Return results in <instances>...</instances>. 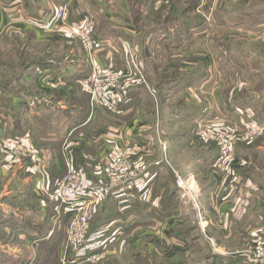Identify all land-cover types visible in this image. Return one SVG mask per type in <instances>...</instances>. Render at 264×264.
Masks as SVG:
<instances>
[{
  "label": "crops",
  "instance_id": "crops-1",
  "mask_svg": "<svg viewBox=\"0 0 264 264\" xmlns=\"http://www.w3.org/2000/svg\"><path fill=\"white\" fill-rule=\"evenodd\" d=\"M178 1L175 0V4ZM203 1L208 9L203 6V3L198 5L197 12L193 9H184L179 10L178 13L161 17L159 14L154 16L155 11L146 9L144 4L147 0H0V34L5 29H15L16 32L23 33L31 31L37 38L42 33L47 35L53 32L45 25L47 19L54 14L57 8L65 4L69 23L78 24L84 17H89L94 23L96 36L109 44L99 53V58L106 67L111 69L110 71L123 68L124 59L120 43L123 40L129 41L137 53L145 76L147 74L155 78V80L151 78L147 80L148 87L154 88L152 90L158 100L161 96L159 89H167L171 96L177 99L175 103L166 107L178 122L187 125L188 128L184 136L181 133H175L169 141L172 146L183 148L191 144L189 140L186 142V139L191 133L190 139L193 138L194 131L190 130H192L194 121H211L222 126H241L243 121L252 119L264 124V12L261 11L264 8V0ZM230 24L233 25V29H228L231 28ZM219 26L222 29L216 32ZM227 32L234 34V41L225 40L228 37ZM215 34L221 37L225 35L223 41L215 40L213 38ZM66 70L70 76L76 77V80L81 79L78 74L80 71L78 63L68 65ZM60 74L51 68L44 67L33 73L30 79L33 78L36 82L55 87L56 84L58 86L65 81L63 75L60 76ZM150 81L155 84L157 82L156 86H151ZM44 88L51 87L44 86ZM60 88L65 90L64 87ZM12 91L15 90H11L10 93H13ZM2 94L0 92V191L3 195L0 199L3 197L2 199L5 200L0 201V216L4 215L2 211H6L11 218L17 217L18 220L28 221L23 211H21L22 214L16 213L19 210L18 207L9 206L8 203L9 201L16 202L13 197L28 200L26 194L30 193L32 198L40 203L43 210V216L40 217L42 221L45 214H48L46 209L52 206L50 207L51 216L55 224L56 221L59 222L56 212L58 206L53 207L52 203L44 204L43 194L48 188L52 189L55 186L65 171L62 142L67 140L69 144L67 153L74 165L83 168L91 184L105 180L109 172L107 163H101L102 160L97 158L98 155L94 157L97 151L92 153L91 148H100L99 152L107 157L112 145L105 143L104 147L105 139L102 136L83 131L86 127L89 128L91 125L88 124L94 120V116L89 113L78 127L77 125L72 126L70 120L68 123L65 122L64 130L68 128L67 132L59 134L62 124L50 119L47 107L43 103L39 110L33 102L29 104L25 99L22 101V98L17 100L20 95L16 93L11 94L9 103L5 102L4 106ZM147 97L150 99L147 86L136 83L125 100L132 99L128 107H132L133 110L130 111L131 108H129L119 114L123 117L120 127L124 134L119 135L121 134L118 129L120 127L110 126L107 123L103 124L105 128L101 127L102 134L106 133V129L108 132L113 130L116 136L120 137L118 141L124 142L126 146L145 144L150 151L155 153L158 150L155 136L138 133L140 126H145L143 121L146 120L144 117L146 113L145 109L143 110V104ZM19 101L20 104H18ZM164 105L165 103H161L160 107ZM63 113L65 114V109ZM127 113H130V116L124 118ZM100 117L106 119L107 116L105 117L100 111ZM136 121H138L137 125H135ZM89 129L91 131V128ZM105 138H107L106 135ZM17 141L33 150L32 153L22 155L16 162L13 159L12 148ZM202 143L201 150L189 155L186 163H180V168L184 173H192L198 177L205 172L203 170L205 166L219 167L222 155L218 147L208 142ZM237 146L235 145L234 150L237 154L233 153L234 160L237 159L240 164H244L245 153L238 151ZM260 147L262 146L249 147L250 156H259V153L264 150ZM140 161L144 162L145 159L141 158ZM262 166V163H258L255 171H252L253 174H250L251 182H255L254 184L245 186L239 184L234 186L235 190L233 189L237 200L234 210H238L235 213L236 220L244 214L246 217L255 218L251 210L256 209L257 218L247 227L250 240L253 239V242L264 240V197L257 196L258 193H264V168ZM145 171L146 175L140 180L149 181L153 194L156 191H165L167 186L175 188L173 183L170 185L166 181L167 176L172 174L164 163L152 165ZM19 174L22 175L19 176ZM206 174L210 175V172ZM238 177H242L240 172H237ZM28 182H31L30 190L27 188ZM235 182L237 183L236 180ZM11 183L17 185V188L12 190ZM218 188H220L219 185H217ZM241 194L246 196L254 194L256 199L249 204L248 200L244 202ZM93 195L94 205L97 208L94 211V229L89 231L90 235H107L111 230L121 225L125 226L128 222L133 225L150 224L147 219L150 215L148 209L154 208L158 216L164 214L160 210L161 201L152 200L146 208L147 204L143 203L136 191H122L118 188L107 194L96 191ZM98 202L101 203L100 207ZM110 204L111 208L108 207ZM247 206L252 209L246 213V209H249ZM152 220L155 221V218ZM46 224V227L50 225L49 222ZM30 227L25 228V234H17L23 237L25 242L23 246L27 250V256L22 251L19 252L20 264L23 261L25 264H31L36 254L35 248L39 243L37 241L44 240L47 236L44 233V236L37 237L38 231L35 229H38V226L31 225ZM49 227L52 228L51 225ZM45 230L43 229V232ZM51 232L52 230L49 231ZM115 238H117L116 235L107 240L104 245L108 247V243H112ZM62 243L63 241L60 246ZM103 249L88 252L82 258L88 260L89 256H99L95 251L102 253ZM80 253L82 251L76 252V255ZM74 256L73 254L74 261L81 259L80 256Z\"/></svg>",
  "mask_w": 264,
  "mask_h": 264
},
{
  "label": "rangeland",
  "instance_id": "rangeland-1",
  "mask_svg": "<svg viewBox=\"0 0 264 264\" xmlns=\"http://www.w3.org/2000/svg\"><path fill=\"white\" fill-rule=\"evenodd\" d=\"M174 1L175 0L170 3L169 0H147L144 6L147 10L150 9L155 11L154 16L159 14L161 17L178 13L179 10L184 9H193L197 12L198 5L203 3V6L206 8V3L203 0H179L177 4H175ZM261 11L264 12V8ZM68 24L72 25L69 22ZM230 25L231 28L228 29H233V25ZM69 26L54 28L50 30L53 32L47 33V35L42 33L39 38L31 31L23 33L19 31L16 32L15 29H5L0 34V92L3 93L2 104L4 105L5 102L9 103L11 94L16 93L20 95L17 100L22 98V101L25 99L29 104L33 102V105H37L36 107H38L39 110H41L40 107L43 103L44 106L47 107L50 119L54 120L55 123L58 122L62 124L59 134L64 133V131L65 133L67 132L68 128L65 130L64 128L69 120L72 122V126L79 123V110H81L80 102L87 97L83 96L84 93L80 89L82 86L81 83L83 78H85L90 71V66L86 62L85 51L79 39L72 35ZM221 29L222 27L219 26L216 32L221 31ZM226 35H228V37L225 40L234 41L235 36L232 32L230 34L227 32ZM224 36L221 37V35L217 36L215 34L213 38L217 41H223ZM77 63L80 65V71L78 72L81 78L80 80H76V77L70 76V73L66 70L68 65H77ZM44 67L51 68L55 72L61 73L60 76L63 75L65 81H62L58 86L56 84L55 87H52L50 84H41L40 82L34 81L33 78L30 79L33 73ZM105 68L108 70V73L114 72L110 71L111 69L108 66H105ZM143 77L147 85L149 78L155 80L154 77H149L147 74L145 76L144 73ZM150 82L151 84H149L154 87L157 84V82L156 84L153 81ZM52 84H54V82ZM43 85L47 88H51L46 89ZM60 87H64L65 90H62ZM152 88L153 87H149L150 90H152ZM11 90L15 91L10 93ZM159 91V95L163 96H159L160 100H158V97L154 99L152 95L150 99L148 97L146 98V102L143 104V110L145 109L144 111L146 113L144 116L146 120L143 121L145 126H140L141 128H139L138 131V133H147V135L155 136V142L156 145H158V150H156L155 153L148 148L130 150L124 147L126 145L124 142L118 141L120 137H117L116 132H113V130L108 132L106 129V133L102 134V128H105L103 124L107 123L110 126L120 127L122 122L120 115L109 113L103 109L95 108L94 111L90 110L89 115L91 114V116H94V120L88 124L91 125L89 128H91L92 132L88 127L83 131H85V133H94L96 136L99 135V137L102 136L105 139L103 141L104 147L106 144L112 145L107 157L99 152L100 148H91L92 153L97 151L94 157L98 155L97 158L99 157V160H102L101 163L103 164L107 163V165H109L110 155H113L114 149H118L117 153L129 151L127 155L131 162H134L136 167H145L147 170L152 165L161 164L162 161H165L166 156L176 171L184 179L189 180V182L193 183V186L196 185L199 188L196 194V203L188 201L186 198H181L180 192L177 191L179 195V207L173 213L166 212L165 214H161L162 216H158L154 208L148 209L150 210L148 211L150 215L147 216V219L150 224L133 225L131 222H128V226L121 225V227L119 226L111 230L107 235H90L89 239L79 249V252L83 251V248L86 247H95L93 250L104 248L102 251V253L104 252L103 254L99 251H95V253L99 255L95 262H90L82 257L74 261L72 259L73 254L76 256V252L78 251L69 249L66 254V252L62 251L63 248L61 245L58 248L60 254L57 255L56 258L53 256H50L49 259L44 258V260L48 262L46 264H255L250 261L246 254L249 255V257H253L252 254H248L247 252L250 251L252 253L254 247L258 243H264V240H254V242L253 239L250 240L247 227L249 224L254 223L257 218V212L256 209L247 206L249 209H246V213L252 209L251 211L254 213L255 218L246 217V214H244L240 216V219L236 220L235 213L238 210H234L237 202L234 186L239 184H241V186L254 184L255 182H251L250 174H253L252 171H255V166L258 165V163H262V168H264V150L259 153V156H250L249 149V147L254 145H261L262 147L260 148L264 149V145H262V143L264 144V133L249 142L240 140L236 142V146L238 145L236 149L245 153L243 157L247 160L245 159L243 161L244 164H240L239 161H237V159L234 160L235 158L232 156V162L229 168H223L219 163V167H212V165L208 167L204 165L205 167L203 170H205V172L198 177L192 173H184L180 168V163H186L189 155H192L199 149L201 150L203 146L202 142H205L199 138L197 134L198 129L202 124H210L213 122L194 121L192 130H190L194 131L193 138L190 139L191 133L186 139V142L189 140L191 144L188 146L185 145L183 148H178L175 145L172 146V143L169 141L170 138L174 136L175 133H181L184 136L187 133L185 130L188 126L178 122L166 107L171 103H175L177 99L174 96L172 97L167 89H159ZM165 98H167V100H165ZM86 99H88V97ZM161 103H165V105L160 107ZM18 104H20V101ZM23 109L25 108L23 107ZM63 109H65V114L63 113ZM100 111L104 113L105 117L107 116L106 119L101 117L96 119L97 113ZM137 123L138 121H136L135 125H137ZM230 126L240 128V126ZM118 129L121 131L119 135L124 134L123 130H121L122 127ZM105 135L107 138H105ZM208 143L217 147L213 142ZM165 147L166 152L163 150ZM102 149L103 148H101V150ZM57 151L59 152V148H57ZM236 154L235 152V155ZM141 158L143 160L145 159V161H140ZM207 172H210V175H207ZM237 172L242 174L241 178H237ZM64 173L60 178L63 177ZM21 175L22 174H19V176ZM30 183L31 182L27 183V188H29V190ZM258 184L260 183L258 182ZM217 185H219L220 188L217 189ZM10 188L14 190L17 188V185H12L11 183ZM169 189H173V192L175 191L174 188ZM146 191L148 194L145 199H148L146 201L142 200L143 203L145 202V204H147L146 208L152 200L162 202V199L169 195L168 188L165 191H156L154 194L150 187ZM51 192L52 190L48 188L46 193L43 194V198H45L44 204H54L55 198L52 196ZM2 195L3 193L0 191V197ZM240 196H242L241 198L244 202L248 200L249 204L252 203V200L256 199L254 194L248 196L241 194ZM257 196L262 198L264 197V193H258ZM26 197L28 200H19L17 197H13V199H16L14 200L16 202L9 201L8 205L15 208L18 207L19 210H17L16 213L19 212L22 214L21 211H23L28 219V221L26 220L27 222L24 219L18 220L16 219L17 217L11 218L6 211H2L4 215L2 216L1 214L2 217L0 216V264H20L21 258L19 252L21 251L27 256V250L23 246L25 244L24 239L21 236V238L17 236L18 233L25 234V228H31V225L38 226V229L35 230L38 231L37 237L39 238L44 236V233L48 236L52 233H49L51 230L53 231L57 228H64L65 230L66 228L67 222L65 224L56 221L55 224H53L54 218L51 216V205L46 209L48 214H45L42 221L40 217L42 218L43 216V210L40 207L39 201L37 199L34 200L30 193L26 194ZM2 198L0 201L5 200ZM43 198L41 197V199ZM47 201H49V203ZM161 202L160 207L162 204ZM102 203L104 204V202ZM98 205L100 207L101 203L98 202ZM108 207L111 208V204ZM151 212H153L152 215ZM113 214L115 215V213ZM152 218H155V221H153ZM140 219H142V217ZM47 222L51 225V229L49 227L50 225L46 227ZM43 229L46 230L43 232ZM115 235L117 238H115L112 243L109 242L108 247L104 245L107 240L112 239ZM41 240L37 242L41 243ZM39 243H37V247L35 248L36 254L33 256L31 264L35 262L39 263L41 260L36 259L38 250L42 248ZM22 264H25L24 261Z\"/></svg>",
  "mask_w": 264,
  "mask_h": 264
},
{
  "label": "built area",
  "instance_id": "built-area-1",
  "mask_svg": "<svg viewBox=\"0 0 264 264\" xmlns=\"http://www.w3.org/2000/svg\"><path fill=\"white\" fill-rule=\"evenodd\" d=\"M48 29L69 26L66 14V5H61L45 23ZM72 35L76 36L85 51L86 62L90 66L87 77L82 80L81 90L89 95L90 110L103 109L109 113L121 114L118 104H122L129 95L130 89L136 84L147 86L150 96L156 98L154 92L149 89L143 77V72L136 56L133 45L123 40L120 48L123 53V68L108 73L105 65L99 58V53L109 46L103 39L97 37L94 30V23L89 17H84L80 23L69 26ZM234 128V129H233ZM264 133V124L248 119L242 122L240 128L231 126L216 125L214 123L202 124L197 134L205 142H213L217 145L222 157L220 164L229 168L237 141H252L255 137ZM161 142V141H160ZM69 144L65 139L62 142V156L66 171L55 186L51 189L52 196L58 202L56 212L59 215L67 216L65 236L62 243L64 252L69 249L79 251L83 243L87 240V234L93 219L96 205H94V193L107 194L111 190L120 188L122 191H136L141 200L145 199L150 187L149 181L140 180L146 175L145 167H136L131 162L127 152L117 153L114 149L110 155L109 172L105 180L100 183L91 184L83 169L74 165L70 155L67 153ZM130 150L147 148L145 144L137 146H126ZM32 148H26L20 141L13 145L12 155L17 162L22 155L32 153ZM166 152V147L163 148ZM172 174L173 184L180 192L181 198L196 203V194L199 188L192 185V182L184 179L169 162L165 156L162 161ZM148 199V198H147ZM252 254L253 257L246 256L253 263H264V243H258ZM98 256L88 257L90 262H95Z\"/></svg>",
  "mask_w": 264,
  "mask_h": 264
},
{
  "label": "trees",
  "instance_id": "trees-1",
  "mask_svg": "<svg viewBox=\"0 0 264 264\" xmlns=\"http://www.w3.org/2000/svg\"><path fill=\"white\" fill-rule=\"evenodd\" d=\"M170 1V3H171V1H173V0H169ZM84 93V92H83ZM86 94V95H85ZM84 97H88V99H86V98H84V100H82L81 102H80V109L81 110H79L80 111V120H79V123H77L76 125V127H78V125L80 126V124L82 123V122H84L85 121V119H86V117H87V115H88V113L90 112V105H89V95L87 94V93H84V95H83ZM130 101L132 102V99L130 98L128 101H125L124 103H122V104H118V110L120 111V112H122L123 110H127V109H129V108H131V110L130 111H132L133 109H132V107H128V105H129V103H130ZM82 113H83V115H82ZM128 116H130V113H127L126 115H124V118L126 117H128ZM98 117H100V112H98L97 113V118ZM123 119V117H121V120ZM166 181H167V183L168 184H172L173 183V177H172V175L171 176H167V178H166ZM167 188H168V186H167ZM166 188V189H167ZM172 188H174V187H172ZM175 189V191L173 192L172 190H170L169 188H168V193H169V195L168 196H165L163 199H162V204H161V207H160V210H161V212L162 213H166V212H169V213H173L174 211H176L177 209H178V207H179V204H178V202H179V195H178V190H177V188H174ZM55 206H58V202L55 200L54 201V204H53V207H55ZM96 215V214H95ZM94 215H93V219H92V221H91V224H90V229H89V231H92L93 229H94V223H93V220H94ZM58 218H59V222L60 223H65L66 224V222H67V216H65V215H62L61 213L58 215ZM90 232H88V234H87V240L89 239V237H90ZM64 236H65V230H64V228L63 229H56V230H53L52 231V233L50 234V236H47L44 240H42V242L41 243H39V244H41V249L40 250H38V252H37V256H36V259L38 260V259H41L40 260V262L39 263H34V264H46V263H48V262H46V260H44V258L45 259H49V257L50 256H53V257H55L56 258V256L57 255H59L58 254V248H59V246H60V244H61V242L63 241V239H64ZM86 240V241H87ZM85 241V242H86ZM84 244V243H83ZM95 247H86V248H83V251H82V253H80V255L79 254H77L76 256H80V257H83V256H85L88 252H91L93 249H94ZM89 250V251H88ZM52 257V258H53ZM53 263H56V262H53Z\"/></svg>",
  "mask_w": 264,
  "mask_h": 264
}]
</instances>
